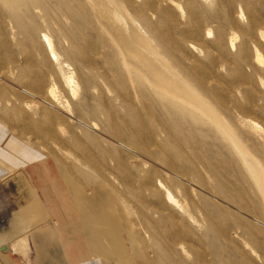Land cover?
I'll list each match as a JSON object with an SVG mask.
<instances>
[{"label": "rangeland", "instance_id": "1", "mask_svg": "<svg viewBox=\"0 0 264 264\" xmlns=\"http://www.w3.org/2000/svg\"><path fill=\"white\" fill-rule=\"evenodd\" d=\"M236 146L264 172V0H0V248L20 258L62 216L27 219L33 200L74 191L114 213L120 261L264 264V196Z\"/></svg>", "mask_w": 264, "mask_h": 264}, {"label": "crops", "instance_id": "2", "mask_svg": "<svg viewBox=\"0 0 264 264\" xmlns=\"http://www.w3.org/2000/svg\"><path fill=\"white\" fill-rule=\"evenodd\" d=\"M24 142L27 143L25 140ZM66 193V195H56V193L44 190L40 195L43 204L41 201V203H36L33 200L25 215L27 219L32 217L30 208L33 215L37 214L42 219L48 209L51 213L62 214L57 218L58 224L49 228H41L28 235V249L23 250L24 253L26 252V258L24 253L19 255L20 258L15 256H18L19 247L15 245V239H12L13 243L10 248L5 245L0 248V264H19L20 260L25 259L27 264H34V262L115 264L116 261H120L121 256H124V251H121L123 253L121 256H119L120 251L115 252L117 240L114 236V213L109 214L108 210H105L101 214L99 206L94 205L96 198L95 200L86 199L87 197L78 196L74 191ZM100 194L102 197L103 193ZM30 195H28L29 198H31ZM110 204L113 209V199ZM134 245H136L135 242ZM131 246L128 255H131ZM135 257L123 259L118 264H139L138 259H134Z\"/></svg>", "mask_w": 264, "mask_h": 264}, {"label": "bare ground", "instance_id": "3", "mask_svg": "<svg viewBox=\"0 0 264 264\" xmlns=\"http://www.w3.org/2000/svg\"><path fill=\"white\" fill-rule=\"evenodd\" d=\"M114 10V9H113ZM113 10H110V13H114ZM116 11V10H115ZM118 12V10H117ZM109 14V12H108ZM115 14V13H114ZM113 14V15H114ZM117 14V13H116ZM119 34V41L123 44L124 51L127 53V55H130L132 58L138 61L142 66H145L148 71L153 75L154 79L159 85L166 86V88L173 92L175 95H180L182 98H185L186 101L191 103L195 107L202 108L209 114L210 116L216 118V115L212 112L211 108L204 105L194 94H192L190 91H188L186 88L183 87L179 82L175 81L172 76L169 75L167 71H163L160 67H158V64H155L152 60L148 59L147 57L140 55L136 52L134 46L132 43L127 39L125 33L123 34L120 30H117ZM128 36V35H127ZM117 38V37H116ZM46 44L48 47V50L50 51V54L55 58L54 50L50 44V41L46 39ZM136 45V44H135ZM232 45V43H231ZM137 47V46H136ZM138 49V48H137ZM57 58V57H56ZM56 60V59H55ZM55 67L57 68L58 72L61 74L62 84L65 88H70L71 84L73 83L71 77H66L63 73V65L56 60ZM167 72V73H166ZM75 90V89H74ZM74 90H70L72 93L75 94ZM49 97L53 101V103H56L57 106H62L63 108L67 109V106L65 103L61 101V99L57 96L55 91L51 90L49 92ZM27 107L28 105L25 104ZM237 152L239 153L240 157L242 158V161L246 167V170L253 178L256 186L260 190L262 196H264V190H263V184H264V172L262 170V167L260 166L259 162L255 159L251 158L249 155H247L242 149H240L238 146H236ZM6 174V170L0 167V175Z\"/></svg>", "mask_w": 264, "mask_h": 264}]
</instances>
